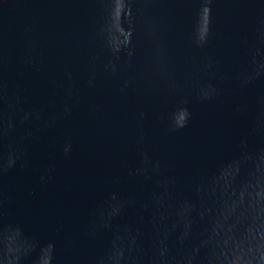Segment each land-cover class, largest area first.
<instances>
[{
  "label": "water",
  "instance_id": "95a60500",
  "mask_svg": "<svg viewBox=\"0 0 264 264\" xmlns=\"http://www.w3.org/2000/svg\"><path fill=\"white\" fill-rule=\"evenodd\" d=\"M264 187V0H0V264H231Z\"/></svg>",
  "mask_w": 264,
  "mask_h": 264
}]
</instances>
